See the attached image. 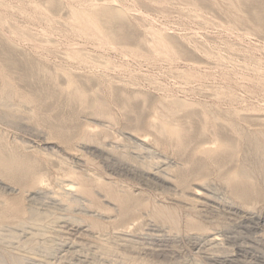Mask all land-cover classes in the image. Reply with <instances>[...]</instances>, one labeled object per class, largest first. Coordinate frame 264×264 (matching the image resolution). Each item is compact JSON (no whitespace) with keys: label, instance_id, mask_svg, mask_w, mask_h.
Wrapping results in <instances>:
<instances>
[{"label":"rangeland","instance_id":"374dc122","mask_svg":"<svg viewBox=\"0 0 264 264\" xmlns=\"http://www.w3.org/2000/svg\"><path fill=\"white\" fill-rule=\"evenodd\" d=\"M88 3L124 8L128 16H90ZM77 21L93 24L100 39L80 35ZM102 42L116 48L99 49ZM70 47L78 58L68 55ZM0 75L15 91L8 109L0 106V156L33 163L43 178L31 205L41 222L0 225V263L264 264V249L250 242V233L229 234L238 241L221 249L196 240L229 230L225 222L234 217L225 209L213 221L186 210L202 186L220 204L264 218V176L251 172L254 195L242 201L227 184L240 168L259 166L247 141L264 133V0H0ZM175 100L192 106L183 111ZM158 117L183 131L181 146L152 127ZM38 133L54 146L36 139ZM142 142L168 159L170 183L146 174L155 157ZM208 149L219 151L209 157ZM66 153L78 156L80 166ZM70 171L92 191L82 203L101 208L90 207L102 215L100 230L85 222L99 239L56 233L58 220L81 218L80 207L55 204ZM0 181L16 191L5 198L32 191ZM117 197L133 198L128 211ZM154 206L176 210L180 231L154 219ZM189 218L204 230L186 232ZM152 222L174 236L171 243L151 236ZM239 245L247 250L236 254ZM146 247L159 251L132 252Z\"/></svg>","mask_w":264,"mask_h":264},{"label":"bare ground","instance_id":"6f19581e","mask_svg":"<svg viewBox=\"0 0 264 264\" xmlns=\"http://www.w3.org/2000/svg\"><path fill=\"white\" fill-rule=\"evenodd\" d=\"M87 13L90 16L96 15L99 11L104 12L106 15H110L111 18H124L128 16V11L124 8H116V9H107L104 7L96 8L93 4H87ZM90 21H93L91 18ZM74 27L76 31L85 37L93 38V39H100V33L97 30V28L93 24H87L85 22L77 21L74 24ZM72 47V46H71ZM70 51H68V55L72 58H78V55L76 54L78 51H74L73 48ZM101 47V48H100ZM104 48L107 50V48L115 49L113 45L105 44L102 42L101 46H99V49ZM103 49V50H104ZM76 50V48H75ZM78 50V49H77ZM118 50V49H117ZM114 51V50H113ZM116 51V50H115ZM66 52V51H65ZM195 68V67H193ZM15 97V91L11 85L5 81L2 76L0 75V106L2 109H8L9 103L13 101ZM174 105H176L178 108L183 109V111L189 109L192 105L188 103L187 101H180L175 100ZM169 112L172 114L174 111L169 110ZM212 114L207 109L202 110V116L205 119H208ZM152 127L157 131V133L164 139V141H175L180 146L182 143L186 140L183 131L177 127L172 126L168 124L165 117H158L154 121ZM37 134V133H36ZM39 135L36 136V139L38 140L42 139V142L46 146H54V143L48 142L42 134L38 133ZM260 139H252L250 138L247 141V145L252 146V150L255 151L256 157L258 160L259 166H254L253 169L250 168V166L242 167L240 168L235 175L231 176L227 180L228 185H232L234 189V199L242 201L243 199L247 197H252L254 194L251 192L250 186V174L251 172H257L260 175L264 176V133H262ZM143 146L146 147L145 143H143ZM223 147V146H222ZM148 154H151L155 157V161L153 165L146 171V174L150 177H154L158 179L159 181L163 183H170L169 177H168V169L169 161L168 159L162 154L159 153L153 149H150L149 147H146L144 149ZM219 151V150H218ZM216 150H207V155L209 157H212L213 155H216L218 153ZM66 156L70 160H72L73 164H78L81 160L78 158V156L74 154H68L66 153ZM66 160H62L61 163H65ZM78 166H80L78 164ZM77 166V168H78ZM79 167L78 169H80ZM0 176L12 183V184H27L32 191L28 192V195H25L21 197L17 194L12 198H5V195H7L9 192L16 191L12 189L11 187H8L4 183L0 181V190L2 191L4 197L0 199V206L1 212H0V225L3 226L8 222H15L16 224H19L21 226H26L29 223L34 224V226L37 225V223L41 222V216L42 214L40 212L34 211L31 207L32 202L34 199L42 194L41 186L43 184V178L34 175V167L33 163H28L26 160L22 159H16V158H4L0 156ZM68 178L70 180H64L61 183V191L62 194L60 196L61 200H55L56 206L59 208H66L68 210L79 208V214L81 215V218L77 219V222H70L67 220H58L56 223L57 227V234H63L68 236L71 232L84 235V233H89L94 235V238L99 239L95 237L94 232L88 230L90 226L85 225V222L90 221L91 227L94 230H100L102 228V223L100 220L102 219V215L100 213H92L90 214V207L93 205L100 211V206L94 202L89 201V205H84L82 203V197H91L92 191L89 187V183L84 179L83 175H80L74 171L69 172ZM97 182V181H96ZM206 189L202 188V186H199L198 191L196 192V196L199 197L198 200H192L187 205L186 208L187 211H194L200 214L204 219L208 221H213L215 214L218 213L217 209H225L224 211H227V215L230 217H234L232 219H229L225 224L227 225L228 231L221 232L217 235H210L206 236V239L204 236H200L199 238H196L197 241L202 242L203 240H208L207 242L210 245H216L217 248H224L228 242L231 240L238 241V239L234 236L233 238H230L229 234L234 235H240L242 232H247L252 235L250 238V242L257 246L260 249H264V218L260 216L255 210H245L243 208L236 207L233 203L230 202H224L223 204H220L217 200L211 199L208 196H206ZM110 198L114 199L116 196L113 195L112 191L109 193ZM133 200V198H119L117 197V202L119 203L120 207L125 211H128L129 203ZM203 200V201H201ZM67 204V205H66ZM241 204V203H240ZM243 205V204H242ZM244 206V205H243ZM76 210V211H77ZM222 210V211H223ZM153 216L154 219H160L163 222L167 223L171 226L172 229L180 231V220L177 215V211L174 209H170L168 207H153ZM223 211V213H224ZM226 213V212H225ZM93 218V219H92ZM85 225V226H84ZM151 226V236L156 238V241L158 243H169L174 236H171L170 234L166 233L162 228L158 227L154 222H152ZM188 233L197 230L202 231L204 230L203 226L199 223H197L194 219L189 218V221H187L186 225ZM59 230V231H58ZM72 236V235H71ZM125 244L129 243L130 241L125 239L123 240ZM171 243V242H170ZM32 244V240H28L25 243V246H29ZM134 248V247H133ZM110 249V248H108ZM247 250L246 247L240 246L236 250V254L240 252H245ZM159 250H154L153 248H141V249H134L132 252L134 254H148V253H154ZM238 256V255H237ZM217 260V257L213 255H209L207 257L208 262L215 263ZM3 264V263H0Z\"/></svg>","mask_w":264,"mask_h":264}]
</instances>
